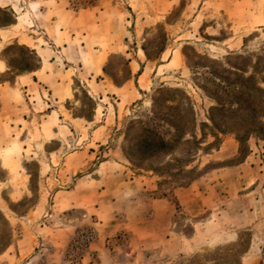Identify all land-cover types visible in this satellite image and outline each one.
Listing matches in <instances>:
<instances>
[{"label": "rangeland", "instance_id": "374dc122", "mask_svg": "<svg viewBox=\"0 0 264 264\" xmlns=\"http://www.w3.org/2000/svg\"><path fill=\"white\" fill-rule=\"evenodd\" d=\"M155 109L174 148L137 169ZM259 155L264 0H0V264H264ZM157 199L136 252L126 226L100 257L105 225L69 232Z\"/></svg>", "mask_w": 264, "mask_h": 264}, {"label": "crops", "instance_id": "0c3cea01", "mask_svg": "<svg viewBox=\"0 0 264 264\" xmlns=\"http://www.w3.org/2000/svg\"><path fill=\"white\" fill-rule=\"evenodd\" d=\"M6 90V89H1ZM264 155H262L263 157ZM254 158V157H253ZM261 156L259 155V162L261 161V163L263 164L264 160L263 158L260 159ZM250 160L252 161V158H250L248 156L247 161ZM245 161V162H247ZM243 166V167H242ZM263 165H260L259 163V188H262V179L264 176V168H262ZM232 170L230 172H233V177L235 179V177L237 178V181L240 183H245L246 179H247V172L244 167V162H241L238 165H235L231 168ZM263 170V172H261ZM127 195V194H125ZM124 195V196H125ZM194 200V198H192ZM263 203H264V194H263V199H262ZM155 206H157L155 208ZM167 205L166 201H163V199H157V200H153L149 203H143L141 206H136V205H130L128 207V210H126V205L124 207H121V210H123L127 215H126V220L122 221V222H118V223H105L103 224L101 221H95L94 219L91 218L90 216V220L88 218L87 214H81V217H75L74 219L71 220L70 226L69 227V232L71 233L73 231V228H75L76 225H81L83 222H87V223H91L99 226H103L105 225V227H102L103 231L99 232L97 234V239L94 242V244H92L94 247H92L93 251L95 250L97 253V256L100 257V254L103 252V246H104V242L106 237L108 236H113L115 235L118 230L122 227V226H126L129 227V233H130V241H131V251H135L136 252V248L138 247L137 245H139L140 243H142L143 238L145 240H147V238H151V236H154V234L157 231H153L152 227H151V219H157L156 216V212H157V208H165ZM84 212V211H83ZM160 212H162L160 210ZM129 213H133L135 219H132L129 215ZM160 220H163L161 217H159ZM137 219V220H136ZM129 223V224H127ZM154 225V224H153ZM107 226V227H106ZM98 228V227H97ZM143 229L147 230V232H142ZM141 233H144L143 237H139V235ZM139 238V239H138ZM102 246V248H101ZM103 249V250H102ZM105 252V251H104ZM108 253L105 252L104 256H106ZM103 258V257H102ZM91 264V263H89ZM93 264H101V261H99V259H96V261Z\"/></svg>", "mask_w": 264, "mask_h": 264}, {"label": "trees", "instance_id": "16d2710c", "mask_svg": "<svg viewBox=\"0 0 264 264\" xmlns=\"http://www.w3.org/2000/svg\"><path fill=\"white\" fill-rule=\"evenodd\" d=\"M85 96L91 99L87 93ZM174 114L175 115L171 114L169 116L167 113L163 114L155 109L146 113V118L142 115L137 117L140 121L145 123H143L142 132L139 135L141 138L135 139V143L133 144L129 141L128 154L131 156V164L134 168L142 170L149 168L154 169L150 167V165H144V162L152 159L155 155H160L161 153L164 155L171 154L174 147L171 146V142L166 138V134L169 133L165 131L171 129L168 122H173L175 121V118H178V115H176L177 113ZM131 125H127V130ZM175 129H177V126ZM131 150L133 151L131 152ZM134 152L136 153L133 156Z\"/></svg>", "mask_w": 264, "mask_h": 264}, {"label": "built area", "instance_id": "2783aa9c", "mask_svg": "<svg viewBox=\"0 0 264 264\" xmlns=\"http://www.w3.org/2000/svg\"><path fill=\"white\" fill-rule=\"evenodd\" d=\"M93 236L91 232L86 231L84 235H81L82 244H87L92 240ZM77 245V241L72 242V246ZM86 246V245H85Z\"/></svg>", "mask_w": 264, "mask_h": 264}]
</instances>
